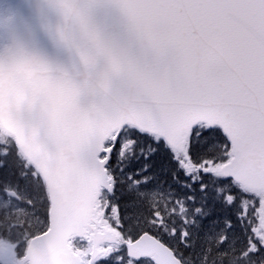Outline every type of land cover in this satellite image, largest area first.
Returning a JSON list of instances; mask_svg holds the SVG:
<instances>
[{
	"label": "water",
	"instance_id": "95a60500",
	"mask_svg": "<svg viewBox=\"0 0 264 264\" xmlns=\"http://www.w3.org/2000/svg\"><path fill=\"white\" fill-rule=\"evenodd\" d=\"M14 1L0 24V125L50 199L49 228L15 264H84L69 239L89 231L92 260L120 240L95 211L113 188L100 155L125 124L178 150L197 123L218 125L233 154L220 174L264 191V0ZM126 251L186 264L150 232Z\"/></svg>",
	"mask_w": 264,
	"mask_h": 264
},
{
	"label": "rangeland",
	"instance_id": "374dc122",
	"mask_svg": "<svg viewBox=\"0 0 264 264\" xmlns=\"http://www.w3.org/2000/svg\"><path fill=\"white\" fill-rule=\"evenodd\" d=\"M14 7V0H0V20L10 18L14 13ZM227 141L228 143L218 139L202 146L201 148L210 154L207 158H204L203 152L199 153L196 158H191L189 153L184 150L180 151L182 153H177L181 168L188 180L194 183L191 185L190 182L191 184L186 188L183 185L182 189L177 190V193L174 186L171 190L167 187L162 188L159 184L144 187L137 179H134V175L127 173L125 166L135 146L133 132L127 126L121 131L113 132L106 142V147L112 148L117 142L119 143L116 145L118 153L116 158L118 159L108 165V174L113 178L111 180L114 189L109 192L103 188L98 196L95 219L99 223V229H117V225H121L117 201L123 189L119 183H123L129 190H132L135 199L139 201L149 199L154 209L150 217H146L144 220L140 218L139 229L142 232L146 228L155 229L157 233L153 234L175 250L180 244L185 246L189 242L196 247V253L188 257L178 253L186 263L221 264V254L224 256L228 248L230 250L238 248L240 255L250 259L249 264H264V247L262 246L264 194H255L256 198L252 197L250 200L245 198L241 202L242 206L247 205L243 211L237 214L240 218L239 221L231 219V216L225 212L212 216L211 208L208 211L202 206V199L206 193H202L201 189L204 188L207 179L214 176L219 177L221 185L217 189L225 191L226 194L236 184L232 179L221 177L216 171L219 165L231 157V146L228 139ZM11 143V137L0 128V157L7 155L14 162L11 154L14 156L15 154L11 149ZM214 150L217 152L213 153ZM1 163L3 162L1 161ZM25 166V171L19 174L0 171V264L18 262L26 251L30 237L45 231L49 225L48 218L44 216L43 200L36 190V184L35 187H32L30 180H27L26 183L21 182L24 175L33 176V173L27 168L28 165ZM112 197H114L115 203L110 201ZM233 199V197H229V206H234ZM166 213H169L171 218L173 215L178 216L179 220L174 218L173 222H168ZM246 222L250 225L252 223L250 226L251 236L250 239L243 238L242 244H240L241 238L238 234L242 232L243 227L245 228ZM69 243L74 251L83 257L84 264H154L147 258L135 260L129 257L123 240L117 243L102 244L99 247L100 253L93 261H90L93 251L90 236L71 237Z\"/></svg>",
	"mask_w": 264,
	"mask_h": 264
},
{
	"label": "trees",
	"instance_id": "16d2710c",
	"mask_svg": "<svg viewBox=\"0 0 264 264\" xmlns=\"http://www.w3.org/2000/svg\"><path fill=\"white\" fill-rule=\"evenodd\" d=\"M127 127L131 128V131L133 132L135 146L133 148L132 154L128 158L125 168L127 173L134 175V179H137L142 186L148 187L159 184L162 188L167 187L169 190H171V188L174 186L175 190L177 191L179 188L182 189L183 185L186 188L192 183L191 180H188V177L181 168L176 152L166 144L164 139L147 132L139 131L134 127ZM220 131L221 130L217 126L207 127L202 123L197 124L192 131L186 148V151L189 153L191 158H196L198 154H201L202 152L204 158H207L210 154L205 152V150L201 147L205 146L209 142L222 139L224 142L228 143L226 136ZM115 149L117 150V148ZM216 152L217 150L213 151V153ZM13 153L15 154L14 150ZM117 154V151L113 153L110 161L111 163L117 161ZM203 156L200 155V157ZM11 157L15 160L14 162L11 161L10 157L7 155L0 157V163L1 161L3 162L0 164V171H8V173L9 171H11V173H18V169H20V172L23 170L25 171V168L21 167V163L18 158L13 154H11ZM31 169L34 170L32 166ZM23 179L24 181L30 180L32 182V187H35L36 184V190L43 200L44 216L48 218L49 201L42 178L37 174L36 178L34 176L29 177L25 175ZM219 181L220 179L217 176L206 180L204 188L201 189L202 193H206L202 199V206L203 208L208 209V211H210L209 208H211L213 212L212 216L220 214L221 212H225L231 216V219H238L239 221L240 218L237 216V214L240 211H243L247 205L246 204L245 206H242L241 202L245 198H248L249 200L252 197L256 198L254 197L255 193H251L240 185L234 184V188L226 194L225 191H219L217 189V187L221 185ZM123 185V183H119V186H121L123 189L120 192L117 201V205L119 207L118 214L121 221V225H117V227L123 234V238L134 239L142 233V231L139 229L141 226L140 218L144 220L146 217H150L154 209L152 208L149 199H144L141 201L135 199L132 190H129L126 185ZM191 185H194V183ZM229 197L234 198L233 207L228 205ZM110 201L115 203L114 197H112ZM234 214L236 215L234 216ZM165 215L167 216L166 220L168 222H173L174 218L178 219V216L176 215H173L172 218L170 217L169 213H166ZM251 225L246 222L245 228L243 227L242 232L238 234L241 238L240 244H242L243 238L245 240L248 238L250 239ZM144 231L157 233L155 229L149 230L146 228L143 230V232ZM175 252L177 254L181 253L188 257L189 255L196 253V247H194L191 242L187 243L185 246L180 244ZM217 252L219 251L217 250ZM221 257V264H249V259L240 255V250L238 248L236 250H230L228 248L224 256L221 254Z\"/></svg>",
	"mask_w": 264,
	"mask_h": 264
}]
</instances>
